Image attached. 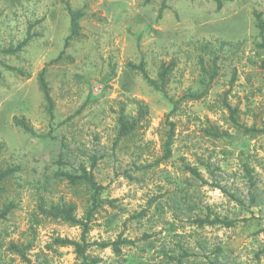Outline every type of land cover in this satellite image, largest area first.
Instances as JSON below:
<instances>
[{
	"label": "rangeland",
	"instance_id": "1",
	"mask_svg": "<svg viewBox=\"0 0 264 264\" xmlns=\"http://www.w3.org/2000/svg\"><path fill=\"white\" fill-rule=\"evenodd\" d=\"M70 10L80 13L75 32ZM255 15L264 22V0H222L219 10L214 0H0V173L13 171L0 181V213L12 206L0 219V264H23L10 244L28 246L31 264L79 262L55 240L79 241L82 230L42 214L51 205H72L88 223L96 264H264ZM162 65H172L164 91L130 68L157 80ZM121 114L136 126L119 139ZM82 169L98 191L57 176ZM206 218L233 226L191 224ZM119 237L134 242L119 257L96 246Z\"/></svg>",
	"mask_w": 264,
	"mask_h": 264
},
{
	"label": "trees",
	"instance_id": "2",
	"mask_svg": "<svg viewBox=\"0 0 264 264\" xmlns=\"http://www.w3.org/2000/svg\"><path fill=\"white\" fill-rule=\"evenodd\" d=\"M214 1L217 4V9L218 10L221 9L222 0H214ZM69 15H70V19H71V28L75 32L76 28H77V21L80 17V13L70 10ZM255 19L257 22L256 27L259 30V33L262 34L264 32V22L261 20L259 15H255ZM26 45H27V40H25L21 44H19L16 49L6 51L5 54L14 55V54L20 52L22 50V48H24ZM258 48H261V49L264 48V41L260 45H258ZM261 66H262V68H264V60L262 61ZM130 68H132L133 70H138L142 74L145 82L150 87L154 88L155 90L164 91V88L167 84V77H168L169 71L172 68V65H169L167 67L162 65L160 68V72L158 73L157 80L150 79L149 76L146 74V72L144 71V69L141 66H139V67L130 66ZM212 78H213V76L211 77V79ZM38 81H39L40 90H41L42 95H43V99L46 102V105L48 108V112H49V114H51L52 109H53V102H52V99L50 97L48 87L44 81V73L43 72H41L38 75ZM204 94L205 93H202L199 95H191L190 98L192 100H198ZM139 113L141 115L145 113V107L144 106L139 107ZM117 123L119 126V129H118L119 139L129 137L133 133L135 126H136V121L130 120L129 118H127L123 114H121L118 117ZM17 125H19L22 129H24L27 132L30 131L28 125L22 121L17 122ZM249 131H251V129H249ZM217 134L218 133H213V135H215V136H217ZM172 143L173 142H172V134H171L170 136L167 137V140L165 141V143L163 145L164 159L170 158ZM187 171L191 175H193L195 178H200L199 172L195 168L187 167ZM12 173H13V171H11V170H6V171H3L2 173H0V181L5 180ZM246 174L249 178H251L252 175H251V172L248 170V168L246 169ZM57 176L60 179H65L72 186L84 184V185L89 186L90 188H92L96 191H98V189H99L98 185L95 183V181L93 179L92 174L90 172H87L85 169H82L81 174L78 176L71 175V174L64 173V172L63 173H57ZM11 209H12L11 205L6 207L0 213V219H3L10 212ZM74 211H75V209L72 205H65V206L51 205L48 209H44V207H41V212L45 216L50 217L52 219L62 220L63 222H65L71 226H78L82 230L79 241H73V240H69V239H56L55 244L58 245L59 247H71V248H73V251L76 255V259L79 261L77 264H96L99 261V259L95 258V259L90 260L87 253H86L87 249L89 247H91V244L87 242V234L89 232L88 223L87 222L85 223L83 220L76 218L74 215ZM143 216H144V211L138 215L133 216V218L134 219H141ZM191 224L199 226V227H202L204 225H214V224H223L226 227H232L233 226V223L231 221L220 220L218 218H216L214 220H209L208 218H206V219H194V220H192ZM133 244H134L133 241H130L128 239H121L119 237V238H117L116 241H114L112 243H98V244H96V246L100 249L110 248L112 253L116 257H119L121 255V248L122 247L130 246ZM28 248H29L28 246L21 247V246L16 245V244H10L9 245V250L12 253H14L15 255H17L23 264H31L30 259L28 258V253H27ZM183 254L186 255L187 253L185 252ZM181 259H182V257L178 258L176 260L175 264H183Z\"/></svg>",
	"mask_w": 264,
	"mask_h": 264
}]
</instances>
